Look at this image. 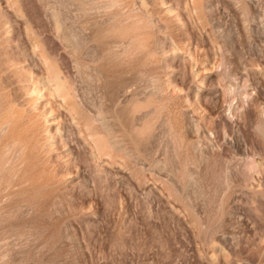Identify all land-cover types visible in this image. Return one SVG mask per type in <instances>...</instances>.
<instances>
[{"label": "rangeland", "instance_id": "obj_1", "mask_svg": "<svg viewBox=\"0 0 264 264\" xmlns=\"http://www.w3.org/2000/svg\"><path fill=\"white\" fill-rule=\"evenodd\" d=\"M0 264H264V0H0Z\"/></svg>", "mask_w": 264, "mask_h": 264}]
</instances>
